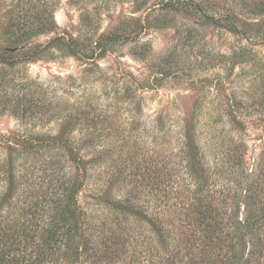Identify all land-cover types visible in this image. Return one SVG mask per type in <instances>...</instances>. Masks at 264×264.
Returning <instances> with one entry per match:
<instances>
[{
    "label": "rangeland",
    "instance_id": "1",
    "mask_svg": "<svg viewBox=\"0 0 264 264\" xmlns=\"http://www.w3.org/2000/svg\"><path fill=\"white\" fill-rule=\"evenodd\" d=\"M167 1L60 0L58 32L94 59L63 53L65 42L52 43L45 53L0 69V197L11 173L27 186L52 180L45 177L46 162L60 136L81 160L59 158L63 172L82 182L80 221L91 248L68 264L176 263L178 244L192 228L186 130L203 147L191 160L201 159L214 174L209 189L218 214L243 219L240 202L254 178V159L264 155V40L254 39L257 31L264 36V13L254 0H189L193 6L180 9L164 8ZM206 13L232 15L240 32ZM6 23L2 19L0 32ZM51 37L23 46L36 52ZM229 136L247 145L251 165L242 182L221 163ZM195 171L204 176L197 163ZM202 196L204 206L213 200ZM13 203L0 204V215ZM118 204L157 215L159 260L131 262V241L148 227L134 214L117 213ZM112 232L127 239V249L108 260Z\"/></svg>",
    "mask_w": 264,
    "mask_h": 264
},
{
    "label": "trees",
    "instance_id": "2",
    "mask_svg": "<svg viewBox=\"0 0 264 264\" xmlns=\"http://www.w3.org/2000/svg\"><path fill=\"white\" fill-rule=\"evenodd\" d=\"M6 1L0 0V25L2 19H7L4 32H0V69L14 68L19 59L27 61L35 57L38 50L43 54L52 43L65 42L64 49H61L63 53L94 59V53L85 55L83 49L77 47L78 42L73 37L58 32L55 13L60 0ZM254 1L255 10L263 14L264 0ZM193 4L189 0H169L163 7L180 9V6L190 7ZM196 9L200 10L201 6L197 5ZM206 16L214 22L226 20L233 31L240 32L237 21L230 14ZM50 34V42L37 47L36 52L23 46L25 43H32L35 37ZM254 39L263 41L264 36L257 31ZM242 51L245 52L244 49ZM191 126L194 129L193 124ZM185 134L183 154L190 157L186 160V168L194 170L193 177L190 176L193 203L189 224L192 228L191 233L183 237L184 246L178 244L183 248L176 251L175 264H264V155L258 162L254 159V163H257L256 168L252 166L254 172L251 174L254 178L247 184L240 202L244 207L243 219L239 220L234 213L221 216V213L218 214L215 198L210 196V180L214 174L207 172L209 169L203 166L201 159L196 162L191 160V153L193 156H202L200 153L203 147L190 137L187 130ZM63 137L64 139L62 136L54 139L53 155L46 162L48 172L45 171V177H51V181H46L45 178V185L34 186L32 183L27 186L22 182L23 177H17L13 173L10 175L9 186L0 197V204L10 199L14 200V207L7 215H0V264H68L73 263L71 260H78L84 253L91 252L84 231L85 223L80 221L78 196L82 182L63 172L64 166L60 164L59 158L70 156L78 162L81 160L77 157L73 144ZM223 147L226 152L219 154L221 163L227 165L226 172L229 176L232 175L236 182H242L251 165L245 141L242 137L236 139L229 136ZM14 162L12 157L9 163ZM195 163L200 165L203 177L195 171ZM228 188L230 193L232 188ZM203 194L206 198L213 199L205 206L202 204ZM116 208V212L122 213V216L126 213L134 214L136 221H143L148 227L144 228L145 232L137 233L136 241H131V262H138L137 257L159 260L160 228L157 218H154L157 215L130 211L129 207L125 208L120 204ZM109 240L110 252L105 255V259L110 260L109 256L116 259L127 249V239L120 236L119 232H112ZM167 260L172 263L174 257L169 256Z\"/></svg>",
    "mask_w": 264,
    "mask_h": 264
}]
</instances>
